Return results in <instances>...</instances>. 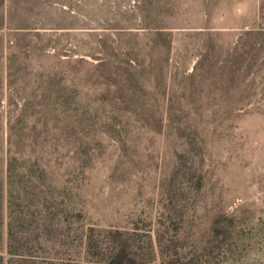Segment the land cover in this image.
Wrapping results in <instances>:
<instances>
[{"label": "rangeland", "instance_id": "rangeland-1", "mask_svg": "<svg viewBox=\"0 0 264 264\" xmlns=\"http://www.w3.org/2000/svg\"><path fill=\"white\" fill-rule=\"evenodd\" d=\"M0 182L33 264H264V0H0Z\"/></svg>", "mask_w": 264, "mask_h": 264}, {"label": "trees", "instance_id": "trees-1", "mask_svg": "<svg viewBox=\"0 0 264 264\" xmlns=\"http://www.w3.org/2000/svg\"><path fill=\"white\" fill-rule=\"evenodd\" d=\"M11 175L12 159L9 158L6 167L7 184L12 183ZM19 184L22 183L19 182ZM1 194L2 189L0 188V264L36 263L34 259L29 258L25 252L26 246L29 244L31 237L27 238L25 235H20L21 233L24 234L25 229L32 232L31 225L33 224L34 219L33 213L29 212L30 205L15 204L13 195L8 191L6 196L7 204L4 213H2ZM15 206H19L20 211L14 210ZM14 211L17 212V215H15ZM18 227H20L21 230H19ZM3 231L5 233L4 238ZM1 249L5 250V255L1 253ZM134 262V257L130 255L127 246L124 245V243H121L118 248H115L110 252L103 264H134Z\"/></svg>", "mask_w": 264, "mask_h": 264}]
</instances>
